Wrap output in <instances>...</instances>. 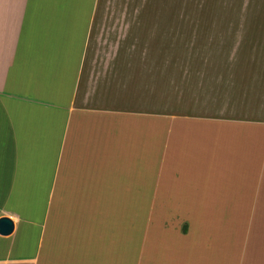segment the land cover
Listing matches in <instances>:
<instances>
[{"label":"crops","instance_id":"obj_1","mask_svg":"<svg viewBox=\"0 0 264 264\" xmlns=\"http://www.w3.org/2000/svg\"><path fill=\"white\" fill-rule=\"evenodd\" d=\"M99 1L0 0V264H264L262 83L170 70L144 109L132 27L83 77Z\"/></svg>","mask_w":264,"mask_h":264},{"label":"rangeland","instance_id":"obj_2","mask_svg":"<svg viewBox=\"0 0 264 264\" xmlns=\"http://www.w3.org/2000/svg\"><path fill=\"white\" fill-rule=\"evenodd\" d=\"M125 27H132L133 48L119 51L132 57L134 71H144V109L161 107L157 100L164 101L165 90L158 92L159 84L170 70L189 69L262 83L256 99L264 116V0H100L84 78L100 71L116 41H128ZM143 41L144 49L138 47Z\"/></svg>","mask_w":264,"mask_h":264},{"label":"water","instance_id":"obj_3","mask_svg":"<svg viewBox=\"0 0 264 264\" xmlns=\"http://www.w3.org/2000/svg\"><path fill=\"white\" fill-rule=\"evenodd\" d=\"M13 223L8 218H1L0 219V234L7 235L12 232Z\"/></svg>","mask_w":264,"mask_h":264}]
</instances>
